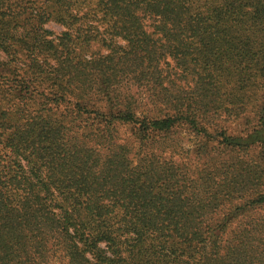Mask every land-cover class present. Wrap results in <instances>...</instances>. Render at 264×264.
Instances as JSON below:
<instances>
[{
  "label": "trees",
  "instance_id": "16d2710c",
  "mask_svg": "<svg viewBox=\"0 0 264 264\" xmlns=\"http://www.w3.org/2000/svg\"><path fill=\"white\" fill-rule=\"evenodd\" d=\"M1 70L0 264H264V0H0Z\"/></svg>",
  "mask_w": 264,
  "mask_h": 264
},
{
  "label": "rangeland",
  "instance_id": "374dc122",
  "mask_svg": "<svg viewBox=\"0 0 264 264\" xmlns=\"http://www.w3.org/2000/svg\"><path fill=\"white\" fill-rule=\"evenodd\" d=\"M45 27L47 29H49L50 31H52L53 33V36L52 37H55V36H58L60 34V32L63 30V27L59 24H57L56 22L54 21H47L45 23ZM100 48V45L98 43H94L92 45V49L93 50H99ZM10 74V72H8L7 70H1L0 71V82L2 81H5V80H8V75ZM232 124V131L233 133H237L240 134L241 133V129H242V124L240 123V121H234V122H231ZM182 136H183V143H184V146L186 147H193L197 138H196V135L190 131H185L182 133ZM255 153L257 151H254ZM190 155H192V153H190Z\"/></svg>",
  "mask_w": 264,
  "mask_h": 264
}]
</instances>
